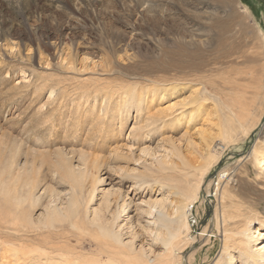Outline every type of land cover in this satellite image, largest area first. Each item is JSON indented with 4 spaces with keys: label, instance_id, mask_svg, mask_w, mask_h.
I'll use <instances>...</instances> for the list:
<instances>
[{
    "label": "rangeland",
    "instance_id": "1",
    "mask_svg": "<svg viewBox=\"0 0 264 264\" xmlns=\"http://www.w3.org/2000/svg\"><path fill=\"white\" fill-rule=\"evenodd\" d=\"M236 1L235 6L224 9L217 4L218 0H0V170L5 167L6 171H19L24 176L21 168L30 167L34 173L39 168V187L50 185L61 192L66 184L60 178L59 166L76 164V158L83 155V163L96 160L101 165L95 176L103 174L106 182L107 178L114 179L124 188L135 183V191L143 195L141 201L148 203L152 200L149 192L146 194L140 184L120 174L119 169L131 167L136 160L148 162L147 154L141 152L156 153L160 139L170 137L168 141L176 143L184 136L203 154V161L199 158L197 166L200 161L207 163L202 180H215L219 171L228 169L236 180L229 186V200L249 205V210L264 217V181L257 166L245 158L254 140H258L264 152V129L255 131L253 136L249 134L258 116L249 118L247 134L238 131L227 146L214 126L212 96L223 91L231 78L240 79L245 91L254 93L250 110L255 113L258 107V111H264V1ZM212 8L219 11L222 20L235 17L236 24L229 35L217 34L210 19ZM178 45L198 58L199 67L197 73L184 70L191 78L185 79L183 97L189 99L194 90L207 99L202 102L192 130L185 133L183 127L178 132L169 129L148 132L147 137L132 136V117L121 125L113 122L111 127L109 119L96 122L102 129L96 127L95 121L85 114L89 105L78 96L99 85L149 87L154 77H171L173 72L152 75L147 70L154 62L164 63V50H174ZM53 89L56 101L47 103L48 92ZM170 103L165 101L158 109H167ZM204 121L207 129L202 127ZM127 134L138 141L132 143V155L127 159L118 154L115 160H108L112 150L124 149ZM181 148V154L187 156L183 145ZM53 171L56 175L52 178ZM91 181L85 183L87 187ZM213 187L207 192L201 188L199 199L192 209L189 207L191 240H183V234L178 245L182 249V264L190 255L194 264L213 262L220 250L214 213L205 198ZM95 188L89 208L98 204L105 184ZM85 250L90 251L88 247Z\"/></svg>",
    "mask_w": 264,
    "mask_h": 264
},
{
    "label": "bare ground",
    "instance_id": "2",
    "mask_svg": "<svg viewBox=\"0 0 264 264\" xmlns=\"http://www.w3.org/2000/svg\"><path fill=\"white\" fill-rule=\"evenodd\" d=\"M217 4L226 9L229 5L235 6L237 1L218 0ZM213 10L210 19L217 34L229 35L235 27V17L227 16L222 20L219 11ZM246 11L249 9L246 8ZM215 17L217 18L214 19ZM164 54V63L150 64L147 72L152 75L155 72H173L171 77H154L150 83L152 86L149 87H140L139 84L129 87L98 84L95 89L86 90L87 92L78 96L89 105L85 114L95 121V125L96 122L109 119V127L113 122L118 121L121 125L132 117L135 121L130 131L132 136L142 134L147 137L148 132L169 129L178 132L183 127L185 133L192 130L199 117L200 107L203 106L202 102L207 99L201 94V97L196 95L194 90L189 99L183 97L187 86L185 79L191 75L184 74V70L197 73L198 58L180 45L174 50H164ZM239 82L240 79L231 78L223 91L212 96L216 121L214 126L219 138L226 143L225 146L233 141L238 131L242 130L247 134L250 117L258 116L253 124L250 123L251 136L255 131L264 129V111H258V107L255 113L250 110L254 93L251 90L245 91V87ZM249 84L252 85V82ZM55 93L54 89L48 92L47 103L56 101ZM176 100L181 104L173 102ZM165 101L173 103L167 109H158ZM140 118L142 121H139ZM202 127L208 128L205 121ZM169 138L159 140L156 153L141 152L147 154L148 162L136 160L131 167L118 171L140 184L146 194L149 192L152 200L147 201L148 203L141 201L143 195H138L135 191V183L124 188L114 179L107 178L106 182L103 174L95 176L101 165L96 160H91L90 164L86 161L83 163V155L76 158V164L59 166L58 169L62 172L60 178L66 184L65 190L61 192L54 191L50 185L39 187V168L35 173L30 167L21 168L22 172L25 171L24 176L19 171L12 173L11 170L6 171L5 167L1 168L0 264H182V249L178 245L183 234V240H191L188 237L189 212L199 199L201 188H205L203 191L207 192L212 185L213 192L210 196L205 195V198L206 204L214 213L221 247L215 260L204 264H223V260L224 264H264V217L249 210V205L229 200V186L236 182L233 175L229 174L228 169H223L215 180L203 181L201 177L205 175L207 163H201L203 154L196 150L197 145L184 136L175 141L177 144L169 142ZM126 140L124 149L115 148L111 155L108 153V160L111 157L115 160L118 154L127 159L132 155L133 144L138 141L134 142L130 135ZM257 143L258 140H254L251 151L245 158L257 166L261 180L264 181V152L263 147ZM181 145L187 156L181 154ZM199 158L201 161L197 166ZM216 161L217 164L219 160ZM52 173L53 178L56 174L54 171ZM87 181H91L88 187L85 184ZM97 184H105V189H102L98 204L89 208ZM262 188L264 189V185ZM86 247L90 251L87 252ZM191 256L185 259L186 264H194Z\"/></svg>",
    "mask_w": 264,
    "mask_h": 264
},
{
    "label": "built area",
    "instance_id": "3",
    "mask_svg": "<svg viewBox=\"0 0 264 264\" xmlns=\"http://www.w3.org/2000/svg\"><path fill=\"white\" fill-rule=\"evenodd\" d=\"M193 221V220H192ZM194 222V221H193Z\"/></svg>",
    "mask_w": 264,
    "mask_h": 264
}]
</instances>
